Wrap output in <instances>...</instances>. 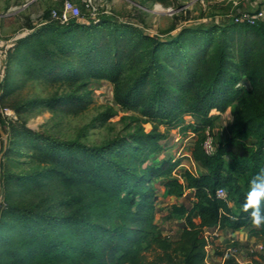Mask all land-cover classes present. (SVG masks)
Listing matches in <instances>:
<instances>
[{
	"label": "trees",
	"instance_id": "1",
	"mask_svg": "<svg viewBox=\"0 0 264 264\" xmlns=\"http://www.w3.org/2000/svg\"><path fill=\"white\" fill-rule=\"evenodd\" d=\"M44 19L8 49L0 99L12 66L26 80L50 84L85 88L90 79L105 80L113 85L117 105L136 111L150 126L88 145L21 121L9 133L0 114L7 135L0 161V264H148V255L165 264H176V255L182 264H207L211 231L254 223L244 203L250 181L264 170V22L231 18L160 38L104 14L60 23L46 12ZM33 104L76 113L88 100L55 94L15 109ZM229 108L230 131L207 152L204 143ZM114 116L108 110L99 115L102 121ZM175 128L195 136L196 172L183 169L177 176L180 159L158 158L161 141ZM17 146L28 149L19 153L32 165L29 172L5 167ZM157 182L169 196H190L189 204L171 207L180 228L175 239L156 221ZM52 184L70 192L46 206L12 199L13 192L44 193ZM218 188L225 198L216 196ZM255 234L264 252V223ZM222 255L221 264H239L231 252ZM263 260L259 254L253 262Z\"/></svg>",
	"mask_w": 264,
	"mask_h": 264
},
{
	"label": "rangeland",
	"instance_id": "2",
	"mask_svg": "<svg viewBox=\"0 0 264 264\" xmlns=\"http://www.w3.org/2000/svg\"><path fill=\"white\" fill-rule=\"evenodd\" d=\"M70 1L78 7L83 17L88 16L89 10L83 0ZM63 2L64 0H0V39L11 40L14 45L18 38L26 36L42 24L46 12L50 13L53 9L60 11ZM92 2L97 15L104 14L120 21L133 22L146 33L160 38L176 35L179 31L192 26L223 24L237 12H251L257 7L264 8V0H92ZM28 26H32L33 29H29ZM9 48L3 49L0 53V81ZM4 85L8 90L2 100L0 99V114L6 119L9 133L21 121L35 131L58 139L79 138L88 145H97L107 139L131 133L138 127L149 128L150 126L149 123L140 121L136 111L125 110L117 105L113 98V85L105 80L90 79L85 88H77V84H50L26 80L19 67L12 66L9 79ZM70 93L83 94L88 100L87 106L76 113L35 107L34 104L27 105L25 110L15 109L35 98ZM4 108L11 112L9 117L1 113ZM107 110L115 113V116L102 121L99 115ZM232 113L233 108H229L216 120L213 134L207 139L208 151H212L213 144L217 140H222L228 135ZM186 119L191 118L187 116ZM161 129L163 130L164 127L162 126ZM4 135L0 134V161L7 140V135L5 133ZM194 140L193 133L180 135L178 128L172 129L167 138L161 141L164 151L158 158L180 159L181 164L175 171L177 176L183 169L196 172L191 159ZM19 151L27 152L28 149L17 146L14 151H10L4 159L5 167L15 172H29L33 167L26 163V157L20 155ZM156 187L158 188L156 221L163 228L164 235L175 239L180 233V228L178 222L171 218V207L173 204H189L190 196H169L165 193L161 182H157ZM69 192L70 189L65 186L52 184L44 193L13 192L12 199L28 205L38 203L46 206L58 201ZM255 226L257 224L252 223L237 233L227 229L211 231L212 238L209 239L206 248V263L221 264L222 254L231 252L240 261L242 260V264H254V259L245 249L246 245L253 246L256 242ZM257 257L259 258L258 255ZM147 262L148 264H165L158 262L152 255L147 256ZM174 262L182 264L181 257L176 255Z\"/></svg>",
	"mask_w": 264,
	"mask_h": 264
},
{
	"label": "built area",
	"instance_id": "3",
	"mask_svg": "<svg viewBox=\"0 0 264 264\" xmlns=\"http://www.w3.org/2000/svg\"><path fill=\"white\" fill-rule=\"evenodd\" d=\"M84 5L88 8V16L90 18H94L97 13L95 12V6L93 5L92 0H83ZM50 18L53 20H57L60 23H67L70 19H76L80 22H87V17H83L81 12L79 11L78 7L74 5L70 0H64L61 10H51L50 11ZM235 22H248V23H254L255 21H262L264 22V8L257 7L255 10L251 12H237L232 16ZM47 22L46 19H43L42 23ZM12 45L11 40H2L0 39V53H2V50L9 48V46ZM3 115L8 116L10 115V111L7 110V108H4V110L1 112ZM208 139V138H207ZM207 140L204 143V148L207 152H211L207 150ZM216 196L219 198H225V191L222 188H218L216 190ZM217 231V229H215ZM259 249H263L262 244H260ZM246 251V250H245ZM236 261L239 264H242V260L235 255L232 254Z\"/></svg>",
	"mask_w": 264,
	"mask_h": 264
},
{
	"label": "clouds",
	"instance_id": "4",
	"mask_svg": "<svg viewBox=\"0 0 264 264\" xmlns=\"http://www.w3.org/2000/svg\"><path fill=\"white\" fill-rule=\"evenodd\" d=\"M249 209H251L250 216L255 224L264 223V170L258 172L250 181L244 203V210Z\"/></svg>",
	"mask_w": 264,
	"mask_h": 264
},
{
	"label": "crops",
	"instance_id": "5",
	"mask_svg": "<svg viewBox=\"0 0 264 264\" xmlns=\"http://www.w3.org/2000/svg\"><path fill=\"white\" fill-rule=\"evenodd\" d=\"M256 227V226H255ZM246 228V227H245ZM241 229H239V230H236V231H233V232H235V233H237L238 231H240ZM230 231V230H229ZM255 240H256V242H255V244L253 245V246H250L249 244L248 245H246V251L247 252H249V254L251 255V257L253 258V259H255V258H257V259H259L258 257H257V255L259 256V254H262V255H264V252H263V250L262 249H259V245L260 244H262V240H261V238H260V236L259 235H256V238H255ZM250 246V247H249ZM249 247V248H248ZM263 263H264V260H263Z\"/></svg>",
	"mask_w": 264,
	"mask_h": 264
},
{
	"label": "water",
	"instance_id": "6",
	"mask_svg": "<svg viewBox=\"0 0 264 264\" xmlns=\"http://www.w3.org/2000/svg\"><path fill=\"white\" fill-rule=\"evenodd\" d=\"M0 134H1L2 136H5L4 133H3V131L1 130V128H0Z\"/></svg>",
	"mask_w": 264,
	"mask_h": 264
}]
</instances>
